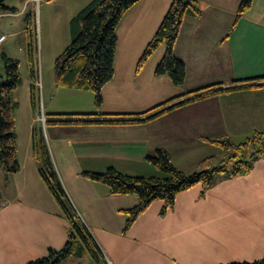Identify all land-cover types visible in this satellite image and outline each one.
Listing matches in <instances>:
<instances>
[{
	"label": "crops",
	"instance_id": "0c3cea01",
	"mask_svg": "<svg viewBox=\"0 0 264 264\" xmlns=\"http://www.w3.org/2000/svg\"><path fill=\"white\" fill-rule=\"evenodd\" d=\"M31 1L25 0V19ZM90 1L67 0L69 37L58 41L60 49L71 42V19ZM171 2L139 0L125 13L120 23H126L133 37H118L114 76L102 89L100 106L92 90L57 85L49 68L42 70L40 83L27 43L29 73L21 75L14 92L20 169L11 172L0 165V264H26L49 248L61 249L68 239L70 223L34 155L33 132L40 126L65 190L109 264H226L264 257V156L247 173L218 175L206 190L196 184L178 193L166 211L163 200L153 201L127 229L128 210L138 204V196L113 194L106 183L82 174L115 167L128 174L163 176L151 162L146 165L147 156L159 148L185 172L209 155L223 157L224 149L212 140L241 143L256 131L264 132V86L225 90L146 122L80 123L73 120L82 116L57 115L135 118L170 98L210 85L233 87L239 80L264 77V0H253L239 17L241 0H199L201 13L184 18L174 47L186 65L182 85L156 73L166 42L139 67ZM20 13L17 7L0 16ZM39 83L42 110L40 103L35 107L32 102L33 85L38 91ZM65 264L97 263L85 254L71 256Z\"/></svg>",
	"mask_w": 264,
	"mask_h": 264
},
{
	"label": "trees",
	"instance_id": "16d2710c",
	"mask_svg": "<svg viewBox=\"0 0 264 264\" xmlns=\"http://www.w3.org/2000/svg\"><path fill=\"white\" fill-rule=\"evenodd\" d=\"M138 1L91 0L71 19V42L58 55L54 64L57 85L92 90L95 93L96 105L100 106L103 103L102 89L113 78L115 71L117 28L125 13ZM252 2L253 0H241L237 17L246 12L252 6ZM16 10L17 7L7 4V0H0V12ZM200 13L199 0H172L159 28L147 44L138 66L144 65L158 46L162 42H166V52L156 67V73L168 74L174 84L182 85L186 80V65L182 59L176 56L174 47L184 18L188 15L197 16ZM34 19L33 11L29 10L26 16L28 23L27 43L32 70L35 75L38 39L33 34ZM2 59L5 77L0 82V165L8 171L16 172L20 169V162L15 117L17 102L14 98V92L21 85L22 77L20 62L17 58L3 52ZM236 82L238 85L233 87L215 84L170 98L147 111L135 114V118L127 117L131 114L109 113H98L97 115L104 116L102 119L92 118L95 116L92 113L57 115L82 116L83 119L73 120L80 123L146 122L179 106L213 96L225 90L264 86V77ZM32 102L35 107L39 105V96L35 85L32 88ZM212 141L224 149L225 155L223 157L209 155L203 158L191 173L178 168L172 161L169 152L159 148L154 154L148 155L147 159L164 173L163 176L128 174L115 167H108L102 172L84 170L82 174L93 180L106 183L113 194H135L138 196V204L128 210L127 229L153 201L163 200V211H166L173 206L178 193L196 184H202L203 189L206 190L215 183L218 175L233 177L247 173L252 169L255 161L264 156V132L261 131H256L241 143L227 139ZM33 150L39 163L40 173L59 202L70 225L68 239L61 249L49 248L46 255L32 259L26 264H65L69 257H81L85 254L90 255L97 264H109L103 250L79 216L65 190L42 126L34 129ZM226 264H264V257L254 261Z\"/></svg>",
	"mask_w": 264,
	"mask_h": 264
},
{
	"label": "rangeland",
	"instance_id": "374dc122",
	"mask_svg": "<svg viewBox=\"0 0 264 264\" xmlns=\"http://www.w3.org/2000/svg\"><path fill=\"white\" fill-rule=\"evenodd\" d=\"M7 4L18 7L21 13L15 16H0V35L3 32H5L7 35L6 41L0 45V82L5 77V68L2 59L3 52L19 60L21 75L24 76L25 74L29 73L27 41L26 39H24V37H27L25 29L26 19L24 12V8L27 5L25 3V0H7ZM67 5V0H32L30 2L29 8L35 15L34 20L36 23H34L33 34L34 37L36 35L38 39L35 66L40 83H42V70L44 71L46 68H49L50 72L53 73L56 60L55 56L63 52L62 48L64 47L60 49V46L57 45L58 41L63 37H69V30L66 26L67 10L65 6ZM126 31V23H120L117 29L118 37H133V34H130L129 31ZM40 83L38 84V96L42 110L44 97L42 93V86L40 85ZM178 163L183 165V163L181 162ZM148 164H150V162L147 161L146 165ZM153 167L158 172L157 174H162V171L158 169V167ZM194 170L195 169H192L187 173H191Z\"/></svg>",
	"mask_w": 264,
	"mask_h": 264
},
{
	"label": "built area",
	"instance_id": "2783aa9c",
	"mask_svg": "<svg viewBox=\"0 0 264 264\" xmlns=\"http://www.w3.org/2000/svg\"><path fill=\"white\" fill-rule=\"evenodd\" d=\"M6 36L7 35H5V34L0 35V45L4 42V40L6 39ZM42 120L45 123L46 118L43 116Z\"/></svg>",
	"mask_w": 264,
	"mask_h": 264
}]
</instances>
